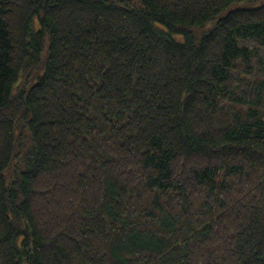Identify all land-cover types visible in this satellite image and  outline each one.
<instances>
[{"label":"trees","instance_id":"trees-1","mask_svg":"<svg viewBox=\"0 0 264 264\" xmlns=\"http://www.w3.org/2000/svg\"><path fill=\"white\" fill-rule=\"evenodd\" d=\"M0 264H264V0H0Z\"/></svg>","mask_w":264,"mask_h":264}]
</instances>
